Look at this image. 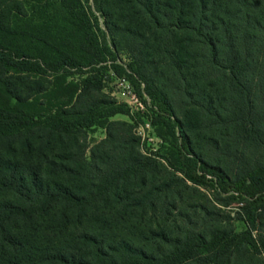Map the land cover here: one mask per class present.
Listing matches in <instances>:
<instances>
[{
	"label": "trees",
	"instance_id": "trees-1",
	"mask_svg": "<svg viewBox=\"0 0 264 264\" xmlns=\"http://www.w3.org/2000/svg\"><path fill=\"white\" fill-rule=\"evenodd\" d=\"M93 2L0 0V264H264V0Z\"/></svg>",
	"mask_w": 264,
	"mask_h": 264
},
{
	"label": "rangeland",
	"instance_id": "rangeland-1",
	"mask_svg": "<svg viewBox=\"0 0 264 264\" xmlns=\"http://www.w3.org/2000/svg\"><path fill=\"white\" fill-rule=\"evenodd\" d=\"M25 1H29V0H25ZM84 3L85 6H87V8L91 9L95 13V15L99 17L100 25L104 30L103 18L100 16L98 12H96L94 8L93 0H84ZM121 60L123 61V64H129V60L126 56H124V54L121 55ZM71 79L72 77L70 78V80ZM124 79L125 77L123 76L122 77L114 76L112 72H108L104 76V81H105L104 89H103L104 95H106L110 99H114L119 104L126 106V108L130 111L129 114L131 118L125 115L118 114L113 118V120L134 124V126L136 127L135 128L136 137L139 139L140 142L141 152L143 154L155 153L161 149L162 141L158 138L154 128L151 126L149 122V115L151 114L150 108L152 106V102L149 99V97H147L144 94L143 85L133 86L131 83H128L132 89L131 90L132 93H134L138 97L140 102L143 104V108L137 107V105L134 104V102L128 97V95L124 91L125 90L123 87ZM106 134H107L106 131L103 129H93L88 133L87 143L90 146L94 145L95 143H99L100 141L106 138ZM207 195L210 198H212L210 193H207ZM238 207H239L238 204H234L230 208L219 205V210H221L222 212L228 211L231 213V216L233 217L234 216L233 213L237 211L236 209H238ZM234 223L237 232H241L245 229V225L243 223L241 222H234Z\"/></svg>",
	"mask_w": 264,
	"mask_h": 264
},
{
	"label": "built area",
	"instance_id": "built-area-1",
	"mask_svg": "<svg viewBox=\"0 0 264 264\" xmlns=\"http://www.w3.org/2000/svg\"><path fill=\"white\" fill-rule=\"evenodd\" d=\"M129 82L127 80H123V87H124V91L126 92V94L128 95V97L134 102V104L137 105V107H141L143 108V104L140 102V100L138 99V97L132 93V89L128 84Z\"/></svg>",
	"mask_w": 264,
	"mask_h": 264
}]
</instances>
